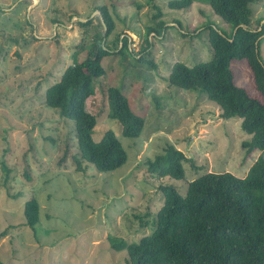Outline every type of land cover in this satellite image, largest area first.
Segmentation results:
<instances>
[{
	"label": "rangeland",
	"instance_id": "374dc122",
	"mask_svg": "<svg viewBox=\"0 0 264 264\" xmlns=\"http://www.w3.org/2000/svg\"><path fill=\"white\" fill-rule=\"evenodd\" d=\"M168 1L0 0V233L6 231L0 235V259L5 264H128L126 251L113 250L108 238L132 243L151 233L162 203L159 186L171 183L184 194L188 185L186 178L152 177L148 160L172 144L188 158L185 175L192 178L200 166L243 177L257 158L258 150L247 154L243 146L251 135L241 129V119H223L214 101L167 82L174 62L193 66L210 60L207 34L199 30L212 23L217 31L229 32L230 26L204 0L186 10L170 9ZM98 5H106L115 23L109 44L117 50L112 40L127 37L131 52L125 58L103 57L105 73L85 103L97 116L94 141L111 129L127 153L125 164L110 172H98L91 164L76 169L73 123L44 104L46 88L85 58L84 47L95 31L106 30L94 10ZM249 6L250 26L256 28L264 0ZM156 8L170 28L162 40L153 38L155 32L147 36L151 45L143 53L156 64L150 68L135 59L146 27L157 25ZM89 20L85 26L78 23ZM260 50L264 59V40ZM231 68L240 84L264 102L245 62L233 60ZM109 86L144 115L139 137L123 136L120 122L108 116ZM32 197L39 204L34 229L25 225L23 214Z\"/></svg>",
	"mask_w": 264,
	"mask_h": 264
},
{
	"label": "trees",
	"instance_id": "16d2710c",
	"mask_svg": "<svg viewBox=\"0 0 264 264\" xmlns=\"http://www.w3.org/2000/svg\"><path fill=\"white\" fill-rule=\"evenodd\" d=\"M194 1L169 0L167 5L170 9L186 10ZM256 1L259 0H204L212 12L230 26V31H217L212 23L199 30L198 34H207L212 53L210 60L193 66L174 62L167 82L214 101L223 119H241V129L251 135L249 140L243 141L246 153L258 150L259 154L243 177L228 171H207L202 166L195 177L191 178V173L186 176L184 164L188 158L172 144L153 160H148L152 177L186 178L188 185L184 194L171 183L159 186L162 203L151 220V233L132 243L116 236L108 238L113 250L126 251L128 264H264V102L240 84L231 68L233 60L244 61L251 70L253 83L264 97V59L260 50L264 24H259L264 16L256 20L258 27L250 26L249 5ZM94 10H99L106 30L95 31L89 44L83 46L85 58L67 66L60 79L46 88L44 104L73 123L77 151L72 158L76 169L83 170L91 164L98 172H110L125 164L127 153L111 129L106 130L99 141H94L92 132L97 116L86 109L85 103L95 93V81L105 73L101 64L103 57L120 54L125 58L131 52H128L127 37L112 40L117 50L109 44L107 39L115 23L106 5H98ZM157 10L152 16L158 19L157 25L146 27L140 56L135 59L150 68L156 64L149 58V52L143 53L151 45L147 36L155 32L157 36L153 38L162 40L170 28L162 19L161 9ZM90 22L78 23L85 26ZM174 24L182 29L176 20ZM118 42L121 45L117 46ZM106 93L108 116L120 122L122 135L139 137L144 115L131 108L130 101L117 87H107ZM23 214L25 225L34 229L39 221V204L35 197L25 201ZM5 233L4 230L0 235ZM0 264L5 263L0 259Z\"/></svg>",
	"mask_w": 264,
	"mask_h": 264
}]
</instances>
